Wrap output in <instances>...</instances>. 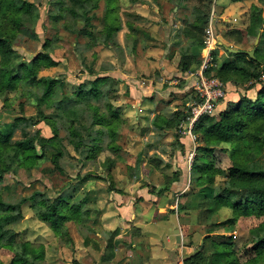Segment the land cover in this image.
<instances>
[{
  "label": "trees",
  "instance_id": "1",
  "mask_svg": "<svg viewBox=\"0 0 264 264\" xmlns=\"http://www.w3.org/2000/svg\"><path fill=\"white\" fill-rule=\"evenodd\" d=\"M47 2L50 4L48 13L52 28L61 22L62 30L87 37L88 46L93 45L97 38L104 44L113 43V37L122 28L119 0ZM195 4L183 29V35L189 40L190 52H183L181 56L179 68L182 73L194 72L200 67L202 60L199 55L204 48V32L210 21L211 0H197ZM101 6L102 28L99 33H92V22L99 18L97 10ZM39 8L37 0H0V100L4 108H13L9 94L24 98L25 105L35 108L33 124L43 122L51 132L50 136H44L40 130H35L34 134H24L12 142V133L0 125V184L5 177L14 179L19 185L35 182L32 179L42 182L36 177L45 161L51 164V168L45 169L47 175L54 173L69 178L61 164L68 151L63 143L64 137L59 135L60 127L67 133V144L81 156L85 152V159L94 158L102 151V143L106 139V148L112 154L117 155L121 150L116 143L122 123L121 112L110 103L107 88L109 84H117L118 79L96 73L93 79L76 84L68 97L55 99V88L61 89L64 85L57 76L40 75V71L43 67L59 64L50 55L60 40V34L56 33L53 38H40L35 29L40 18ZM248 16L244 29H231L228 34L238 44H252L253 57L247 50L235 48L233 50L237 52L232 53L226 48L229 59L205 72L207 77L224 85V95L215 103V109L225 100L227 84L241 88L243 93L233 102L234 105L231 102L227 109L219 111L217 118L213 114L202 115L193 124L196 146L192 148L195 153L190 173L195 189L182 193V196H200L197 208L208 225L202 243L184 259V264H264V0H256V4L250 6ZM75 21L83 22L78 30L74 26ZM124 24L135 32L130 22L124 21ZM24 36L41 43L39 52L31 57L16 50V43ZM218 54V49L212 51L213 62H216ZM85 70L93 73L91 66H85ZM252 89H256L254 97L246 94ZM99 100H105L104 110L94 104ZM201 100L197 96L195 102ZM18 107L22 111L23 103L19 102ZM86 113H90L87 124ZM188 116L190 108L184 107L168 116L155 115L151 124L159 134L176 132L174 139L179 150H183L185 142H182L180 126ZM13 119L15 125L27 120L15 116ZM46 150L50 157L45 154ZM109 164L114 165V160ZM166 167L170 166L166 164ZM182 173L175 170L168 178L169 185L178 181ZM91 176L103 178L91 174L79 177L76 174L74 183L63 178L65 183L62 187L55 189L44 185L43 190L19 197L17 201L6 200L0 190V264H41L45 260L44 245H35L25 239L24 231H18L15 226L24 218L23 207L27 204L35 218L47 224L60 240L71 241V225L80 231L87 228L93 233L87 192L86 196L73 200L78 188L81 189ZM183 176L186 182L187 174L183 173ZM109 191L120 193L113 185ZM188 206L179 204L176 212L180 213ZM222 209L230 211L229 217L217 220ZM237 228L246 232L244 244L240 247H236L234 241ZM220 230L222 233L217 232ZM81 235L85 237L84 233ZM116 235L112 233V238ZM112 241L109 239L108 242L110 249L113 248ZM107 255L104 253L101 260L105 261Z\"/></svg>",
  "mask_w": 264,
  "mask_h": 264
},
{
  "label": "rangeland",
  "instance_id": "2",
  "mask_svg": "<svg viewBox=\"0 0 264 264\" xmlns=\"http://www.w3.org/2000/svg\"><path fill=\"white\" fill-rule=\"evenodd\" d=\"M47 1L37 0L40 18L35 29L41 39L60 34V40L50 55L59 64L43 67L40 75L57 76L61 80L64 88H55V99L65 98L76 84L93 79L96 73L118 79L117 84H109L107 88L110 103L121 112L122 123L116 141L121 150L117 155L112 154L106 148V139L102 151L94 158L85 159V152L81 156L67 144V133L60 127L59 135L64 137L63 143L68 151L61 161L69 177H63L64 180L74 183L76 174L79 177L87 174L103 177L91 176L73 197L75 200L88 194L87 202L92 210L91 229L95 232H89L87 228L80 231L71 225V241L60 240L47 224L35 218L28 204L23 207L24 218L15 225L16 229L24 231L23 237L33 244L44 245L46 257L41 264H184V259L202 243L208 225L197 208L200 196H182V193L195 189L190 173L195 137L185 125L180 127L185 146L179 150L174 139L176 132L159 134L151 123L155 115L168 116L178 109L188 108L200 96V82L205 77L199 68L186 73L179 68L183 52H190L183 29L197 0H119V15L123 20L121 30L113 37V43L104 44L97 38L91 46L87 44V37L62 30L61 22L52 28ZM252 4H256V0H211L209 18L217 41L215 49L219 50L211 67H219L229 59L226 48L253 49L252 44H238L228 34L231 29L247 26ZM97 15L99 18L92 22V33H99L102 28V6ZM124 21L130 22L135 32L130 31ZM74 26L78 30L83 22L75 21ZM16 47L20 54L31 57L39 52L41 43L24 36ZM203 53L202 49L201 60L207 57V52ZM85 66H91L93 73H88ZM226 88L225 100L217 104L212 113L215 118L231 102L234 105L233 102L243 93L241 88L231 84ZM255 92L256 89H252L246 94L254 97ZM210 94L216 98L215 91L211 90ZM9 98L13 100V108H4L0 100V125L12 133V142L24 134H34L35 130H40L44 136L51 135L43 122L33 124L35 108L25 105L24 98H18L14 93L9 94ZM19 102L23 103L22 111ZM104 103L105 100H99L94 104L104 110ZM13 116L27 120L15 125ZM89 117L90 113H86V124ZM45 154L50 157L47 150ZM112 159L114 165L111 166L109 161ZM166 164L170 167L167 168ZM48 168H51L50 162H43L36 177L43 181L32 179L35 182L29 185H19L14 179L5 177L0 184L2 195L6 200L17 201L19 197L43 190L44 185L55 189L62 187L63 178L54 173L47 175L45 169ZM175 170L187 174L186 182L182 173L178 181L169 185L168 178ZM110 185L120 193L109 191ZM166 186L169 188L164 190ZM182 203L189 206L177 213L178 205ZM229 214V210L222 209L216 219L224 220ZM112 233H117L115 241ZM176 235L180 237L179 243H176ZM234 235L236 247L243 245L246 232L237 228ZM109 239L113 240L111 249ZM104 253H108V259L102 261Z\"/></svg>",
  "mask_w": 264,
  "mask_h": 264
},
{
  "label": "built area",
  "instance_id": "3",
  "mask_svg": "<svg viewBox=\"0 0 264 264\" xmlns=\"http://www.w3.org/2000/svg\"><path fill=\"white\" fill-rule=\"evenodd\" d=\"M214 34L215 33H213L211 22L209 21V24L205 29L203 48L204 53L207 52V57L205 59L202 58L201 65L199 67L201 75L205 77V79L200 82V92L202 94L200 93L199 97L202 100L198 103L194 102L190 105V116H188L187 121L182 123L180 126L183 127L185 125V127L190 131L192 130V126L198 117L202 115H211L214 112L215 103H217V101L224 95V85L219 80L215 78H209L205 75V72L212 66L211 50L215 49L217 42ZM211 90L215 91L216 98L211 97Z\"/></svg>",
  "mask_w": 264,
  "mask_h": 264
},
{
  "label": "water",
  "instance_id": "4",
  "mask_svg": "<svg viewBox=\"0 0 264 264\" xmlns=\"http://www.w3.org/2000/svg\"><path fill=\"white\" fill-rule=\"evenodd\" d=\"M257 42H258V38L256 39L255 44H257ZM229 51H231L232 53H236L237 52V50H233V49H230ZM253 53H254V49H252L251 51L248 52V54L251 57H253ZM175 233H178V231L175 230ZM179 241H180V237H179V235H176V243H179Z\"/></svg>",
  "mask_w": 264,
  "mask_h": 264
}]
</instances>
